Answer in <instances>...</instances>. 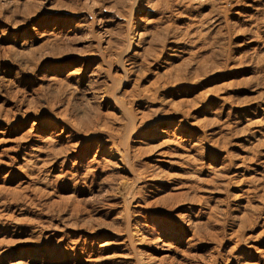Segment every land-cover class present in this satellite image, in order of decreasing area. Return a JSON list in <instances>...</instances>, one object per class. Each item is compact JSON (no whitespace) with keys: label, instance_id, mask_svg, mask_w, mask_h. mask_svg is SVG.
<instances>
[{"label":"rangeland","instance_id":"374dc122","mask_svg":"<svg viewBox=\"0 0 264 264\" xmlns=\"http://www.w3.org/2000/svg\"><path fill=\"white\" fill-rule=\"evenodd\" d=\"M133 2L0 0V264H264V0Z\"/></svg>","mask_w":264,"mask_h":264},{"label":"bare ground","instance_id":"6f19581e","mask_svg":"<svg viewBox=\"0 0 264 264\" xmlns=\"http://www.w3.org/2000/svg\"><path fill=\"white\" fill-rule=\"evenodd\" d=\"M137 3H138V0H134V2H133V5H132V8H130V12L131 13H133V10L136 8V5H137ZM139 4V3H138ZM132 17V16H131ZM136 22V21H135ZM131 24V23H130ZM138 29V28H137ZM141 35H142V33H141ZM140 37H143V35L142 36H140ZM144 37H145V34H144ZM139 34H138V32H136V28L135 27H129V35L127 36V42H126V45H127V50H126V53L128 54L129 52V49H130V47L134 44V42H137L139 39ZM141 39H143V38H141ZM146 41H147V39H146ZM140 42V41H139ZM138 42V43H139ZM145 42V41H144ZM148 42V41H147ZM146 42V43H147ZM141 43V42H140ZM142 43H143V41H142ZM148 45V44H147ZM145 50V49H144ZM147 50H149V49H147L146 48V51ZM136 53V52H135ZM53 124V123H52ZM49 125V124H48ZM165 125L164 124H162V123H156L155 125H154V129L155 130H157V129H159V130H161V131H163V130H165L166 131V129L169 131V129L167 128L168 127V125L166 126V127H164ZM167 132V131H166ZM166 132H164V133H166ZM106 152H105V154H106V156L108 157V158H110L111 160H115L118 164H120V165H123V163H124V159H123V155H122V152L119 150V149H117V148H114V147H107L106 148V150H105ZM124 168V167H123ZM137 229V228H136ZM135 229V231H134V233L136 234V236H137V238H139L141 235L140 234H138L139 233V229L138 230H136ZM141 239V238H140ZM140 241V240H139ZM236 258V257H235ZM238 258V257H237ZM212 260H213V258H212ZM237 261H238V259H236ZM144 261V260H143ZM146 261H148V260H146ZM140 263L142 262V260L141 261H139ZM211 262V261H210ZM214 262V260L212 261V263ZM146 263H148V262H146ZM228 263V262H227ZM211 264V263H210ZM241 264H243V263H241Z\"/></svg>","mask_w":264,"mask_h":264}]
</instances>
